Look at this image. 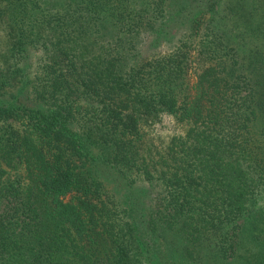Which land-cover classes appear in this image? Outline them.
<instances>
[{"label": "trees", "instance_id": "1", "mask_svg": "<svg viewBox=\"0 0 264 264\" xmlns=\"http://www.w3.org/2000/svg\"><path fill=\"white\" fill-rule=\"evenodd\" d=\"M234 263L264 264V0H0V264Z\"/></svg>", "mask_w": 264, "mask_h": 264}, {"label": "rangeland", "instance_id": "2", "mask_svg": "<svg viewBox=\"0 0 264 264\" xmlns=\"http://www.w3.org/2000/svg\"><path fill=\"white\" fill-rule=\"evenodd\" d=\"M33 57H34V55H33ZM234 264H238V263H234Z\"/></svg>", "mask_w": 264, "mask_h": 264}]
</instances>
